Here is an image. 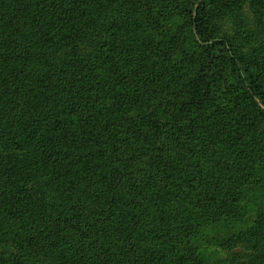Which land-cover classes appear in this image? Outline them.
I'll use <instances>...</instances> for the list:
<instances>
[{
	"label": "trees",
	"instance_id": "1",
	"mask_svg": "<svg viewBox=\"0 0 264 264\" xmlns=\"http://www.w3.org/2000/svg\"><path fill=\"white\" fill-rule=\"evenodd\" d=\"M212 5L0 0V264L213 261L191 254L235 180L194 175L227 144L261 159L264 38L242 59Z\"/></svg>",
	"mask_w": 264,
	"mask_h": 264
},
{
	"label": "rangeland",
	"instance_id": "2",
	"mask_svg": "<svg viewBox=\"0 0 264 264\" xmlns=\"http://www.w3.org/2000/svg\"><path fill=\"white\" fill-rule=\"evenodd\" d=\"M212 2L210 16L214 33L236 46L242 59H250L259 41L264 38V0H212ZM220 148L219 152L217 150L201 152L203 153L199 156L202 158L201 163L206 162L205 166H208V161L218 157L222 160L220 164L225 165V160L232 159L231 169L226 171L224 168L223 172L210 176L207 172L205 174L199 172L194 177L202 181H215V176L222 180L233 178L235 218L230 216L226 218L222 209L220 212L217 211L222 215L213 217L216 219L213 227L204 233L201 232L207 237L204 242L198 244V248L196 247L191 255L193 258L201 254L206 255L208 256L206 259L211 256L213 261H209L208 264H264V150L259 154L261 159L258 160L253 157L256 150L250 149L247 142L227 144ZM205 170L204 168L202 171ZM188 173H193V170ZM183 180L185 183L188 182V174L183 176ZM242 213L253 217L247 228L242 221L243 218H240ZM230 223L233 224L232 230L225 227ZM196 224L197 222L188 225L190 228L185 232L186 236L195 234ZM245 228L254 234L253 238L248 239L239 235L245 233ZM185 247L186 243L181 246L182 249Z\"/></svg>",
	"mask_w": 264,
	"mask_h": 264
}]
</instances>
